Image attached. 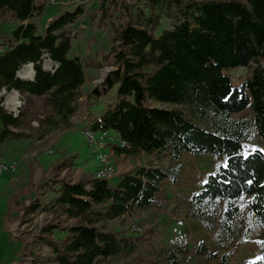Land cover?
I'll return each mask as SVG.
<instances>
[{"label":"trees","instance_id":"obj_1","mask_svg":"<svg viewBox=\"0 0 264 264\" xmlns=\"http://www.w3.org/2000/svg\"><path fill=\"white\" fill-rule=\"evenodd\" d=\"M44 3L0 0V23L16 21L0 31V90L15 89L22 100L14 113L0 96V142L43 139L84 115L94 129L127 141L126 147L112 144L116 153L169 150L176 161L182 151L225 156L188 196V216L221 246L263 229L264 148H241L254 134L264 142V65H254L238 85L224 68L264 57V0H97L95 5L83 0L40 28L33 16ZM83 16L89 28L107 31L106 46L74 49ZM43 54L56 63L53 68L43 66ZM28 64L33 78L18 76ZM106 65L111 68L102 81L93 83ZM102 96L104 107L97 111ZM246 106L249 116H232ZM75 158L61 153L40 179L30 169L27 180L6 197V226L29 222L41 211L57 219L33 234L27 245L30 264H100L109 255L131 252L136 240L125 232V213L137 209L135 216H142L179 166L135 165L112 182L94 172L77 177ZM148 232L155 254L143 260L174 264L173 249L160 244L162 231L143 233ZM256 242L262 250L249 264H264V239ZM41 243L49 248L43 257ZM190 248L199 259L218 254L204 240ZM231 261L223 251L214 264Z\"/></svg>","mask_w":264,"mask_h":264},{"label":"rangeland","instance_id":"obj_2","mask_svg":"<svg viewBox=\"0 0 264 264\" xmlns=\"http://www.w3.org/2000/svg\"><path fill=\"white\" fill-rule=\"evenodd\" d=\"M78 1L83 0H45L42 12L33 16V19H35L40 28H42L49 18L53 17L66 7L72 8ZM89 2L95 5L97 0H89ZM15 23L16 21L0 23V31L2 29L11 28ZM77 26L81 31V37L74 40V49L87 52L89 47L98 48L108 44L107 31L103 28H89L87 24V16L81 17ZM90 36H92L90 45H87ZM42 64L46 68H53L56 63L46 54H43ZM256 64L264 65V57H259L257 61H251L245 66L234 65L232 67L224 68V72L230 75L232 84L238 85L244 77L250 74L252 67ZM110 68L111 66L108 65L100 68L99 75L91 81L94 83V80L100 76H104L105 72ZM86 71L87 73H90L92 69L87 67ZM30 73L31 71L27 66L22 65L19 68V74L23 77H31L32 75ZM91 81L89 80L88 83L92 84ZM1 95L3 96V103L5 106L7 108L11 107L9 109L16 113L18 106L22 102L19 98L18 91H15V89H2L0 90V96ZM10 95L13 97V106L12 104H8L5 100L6 97H11ZM104 103L105 98L102 96L96 110L100 111L102 107H104ZM249 115L250 110L248 106L232 112V116L238 118ZM84 117L85 116L82 115L83 120L80 119L78 122L74 121L77 123L71 128L59 132H52L43 139L18 141L7 138L0 142V157L6 160H17L20 162L16 171L0 174V264H30L33 261V255L28 252L29 248L27 245L30 243L33 234H36L39 228L46 223L57 221V219L51 214L41 211L34 214L29 222L19 223L18 221H14L6 226L3 218L5 201L8 193L10 190L22 185L24 181L27 180L30 169H33L34 171V178L40 179V177L47 172L50 163L61 153L75 154L77 158V152H81L82 155L91 158L92 149L86 144L84 140L85 136L81 131L85 122ZM73 119L74 117H72V120ZM253 148H264V142L255 134L251 139H245L243 141L241 152H248ZM116 154L115 151L112 154V160L117 166V174L110 178V181L112 182L118 177V172L121 171V169L120 171L118 169V160L115 158ZM148 154L149 153H140L139 156L129 159L125 157V154L121 155V161H125L122 167L129 169L135 165L141 164H156L162 167H171L175 164H179L178 172H176L174 176H169L163 180L161 190L157 195V202L151 208L143 211L142 216H135L138 212L137 209H134L132 211L133 213H125L128 218V222L125 225V232L135 238L136 247L129 253L109 255L103 258L100 261V264H125L136 257L141 259L139 264H154L147 260H143V258L150 259L155 254L152 245L154 241L153 235L150 232L143 233L149 228H156L162 231L163 237L160 239V244H163L166 247H171L167 242L169 235L176 231H184L191 237V246L200 240H204L212 251H217L218 253L215 254L214 257L199 259L196 256H193L190 248L192 260L187 264L217 263L220 254L223 251H228L229 258L232 259L231 264H249L253 259L260 255L262 249L257 244L256 239H264V228L251 233L249 238L245 241L239 243L235 241L225 242V244L221 246L212 240L210 232H208L200 222L196 219L190 218L187 214L188 196L198 188L199 182L203 181L208 173L215 169L217 162L225 161V156L217 157L209 152L193 153L190 151H182L179 160L176 161L173 159L169 150L156 152L152 155ZM92 162L93 164H97V161ZM84 173L85 172L82 169L76 167L75 174L77 177H82ZM244 200V197L240 198L241 202H244ZM25 202L28 203V200L26 199ZM134 221L141 226L142 229L140 231L130 230V224ZM106 223L111 227L116 225L113 220H108ZM236 235L237 234H235L234 237H236ZM48 251V246L41 243L38 253L43 257ZM25 261H28V263H25ZM178 264L186 263L178 262Z\"/></svg>","mask_w":264,"mask_h":264},{"label":"built area","instance_id":"obj_3","mask_svg":"<svg viewBox=\"0 0 264 264\" xmlns=\"http://www.w3.org/2000/svg\"><path fill=\"white\" fill-rule=\"evenodd\" d=\"M101 79L102 77H99L94 80V82L99 84ZM5 100L8 104H12L11 97H6ZM82 132L88 146L92 149L95 160L97 161V168L94 171V175L97 177L111 178L117 173V166L112 160V154L115 151L112 144L116 143V145L122 147L129 146V144L116 132H110L108 129H94L92 127V119H87L85 121V124L82 127ZM19 163L20 162L17 160H6L0 157V174L16 171ZM133 210L134 209L129 210L127 214L133 213ZM141 229V226L135 221L131 222V231H140ZM167 242L173 249L175 264H178V262L187 264L192 260V254L190 251L191 237L186 232L176 231L168 236ZM26 262L28 263V261H25V263Z\"/></svg>","mask_w":264,"mask_h":264},{"label":"crops","instance_id":"obj_4","mask_svg":"<svg viewBox=\"0 0 264 264\" xmlns=\"http://www.w3.org/2000/svg\"><path fill=\"white\" fill-rule=\"evenodd\" d=\"M9 108H11V107H9ZM84 140H85V138H84ZM77 153H78V155H77V158L75 159L76 162H77V167L79 169H82L85 173L86 172H93L95 170V168L97 167V164H95V163L93 164V162H92V161H96L95 158H94V156L91 155V158L90 157L88 158V156L82 155L81 152H77ZM140 153L141 154H145V152H143V151L137 152V154H135V153L134 154H125L123 152L117 153L115 155V158H116V160H118V163L117 164H118L119 171H120V169H121V171L127 170L125 167H122V165H123V163L125 161H121L122 160V156L121 155H124L125 154V157L129 159V158H132V157H135V156H139ZM155 153H156V151L155 152H152V153H149L148 155H152V154H155ZM130 166H128V167H130Z\"/></svg>","mask_w":264,"mask_h":264},{"label":"bare ground","instance_id":"obj_5","mask_svg":"<svg viewBox=\"0 0 264 264\" xmlns=\"http://www.w3.org/2000/svg\"><path fill=\"white\" fill-rule=\"evenodd\" d=\"M25 66H27V67L30 69V71H31L30 74L33 75V70L31 69V66H32V65H31V64H28V65H25ZM18 73H19V71H18ZM10 96H11V99H12V106H13V105H14V104H13V97H12V95H10ZM15 101H16V100H15Z\"/></svg>","mask_w":264,"mask_h":264},{"label":"water","instance_id":"obj_6","mask_svg":"<svg viewBox=\"0 0 264 264\" xmlns=\"http://www.w3.org/2000/svg\"><path fill=\"white\" fill-rule=\"evenodd\" d=\"M32 64V63H31ZM18 71L19 70H17V72H16V74L18 75V76H21L19 73H18ZM21 77H23V76H21ZM29 78H33V75L31 76V77H29ZM16 91V90H15Z\"/></svg>","mask_w":264,"mask_h":264}]
</instances>
